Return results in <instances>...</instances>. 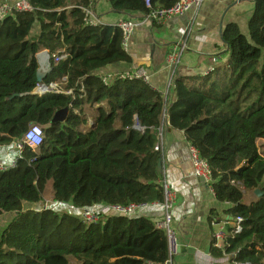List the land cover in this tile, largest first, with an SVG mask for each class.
Here are the masks:
<instances>
[{
  "label": "trees",
  "instance_id": "1",
  "mask_svg": "<svg viewBox=\"0 0 264 264\" xmlns=\"http://www.w3.org/2000/svg\"><path fill=\"white\" fill-rule=\"evenodd\" d=\"M176 1L150 0L148 9L143 0H106L116 14L142 17ZM28 2L30 13L0 22V147L22 140L31 125L41 127L43 141L25 146L17 167L0 173V217H11L0 227V264L165 263L166 236L150 220L106 215L86 224L78 216L81 209L162 202V153L154 148L165 122L207 163L214 198L229 206L223 214L242 219L229 246L211 255L264 264V0H253L248 38L234 24L222 31L224 51L212 73L174 76L165 96L140 80L102 83L99 70L130 57L116 26L85 24L90 0ZM59 51L64 58L50 61L41 83L64 79L70 94L33 96L36 56ZM62 109L64 122L51 123ZM135 120L142 133L132 129ZM49 184L50 203L77 214L24 208L42 204ZM257 189L262 197L248 202ZM209 220L219 217L211 212Z\"/></svg>",
  "mask_w": 264,
  "mask_h": 264
},
{
  "label": "crops",
  "instance_id": "2",
  "mask_svg": "<svg viewBox=\"0 0 264 264\" xmlns=\"http://www.w3.org/2000/svg\"><path fill=\"white\" fill-rule=\"evenodd\" d=\"M7 1L13 0H0V4ZM253 7V0H203L199 8L191 9L181 17L159 25H139L128 41L126 54L130 63H116L97 74L114 75L142 68L148 75L149 86L165 96L170 92L174 76L200 78L205 76L209 67L218 66L219 55L224 51L222 31L227 25L234 24L245 36ZM91 14L96 26H116L120 20L142 17L116 14L106 0H95ZM175 46H181L183 50L177 66L169 68L166 56ZM36 59L39 68L48 69L38 57ZM91 121L88 119L89 126L93 124ZM15 153L14 145L0 147V162H10ZM161 153L162 179L175 193L172 228L180 245L171 264H223L222 257L214 258L210 253L214 247L209 216L213 212L219 217L216 221L226 220L230 224L231 219L223 214L229 206L217 202L209 185H203L193 175L189 145L183 133L171 129L166 122L161 130ZM253 196H248L247 201L252 202ZM162 215L161 204L154 203L139 209L132 217L146 218L156 224Z\"/></svg>",
  "mask_w": 264,
  "mask_h": 264
},
{
  "label": "built area",
  "instance_id": "3",
  "mask_svg": "<svg viewBox=\"0 0 264 264\" xmlns=\"http://www.w3.org/2000/svg\"><path fill=\"white\" fill-rule=\"evenodd\" d=\"M145 6L148 9H151L150 0H143ZM95 0H90V8L83 9L82 12L85 17V24L89 26H96L95 22H93L91 8ZM203 0H177L171 7L165 9H156L151 10L147 15L141 17L140 19H131L126 18L118 21L116 27L121 32V49L126 53L128 48V41L131 37L134 29L139 25L144 24H161L163 22L169 21L176 17H181L189 12L191 9L199 8L202 4ZM32 8L28 2V0H15L13 3L4 2L0 5V22L3 21L6 17L12 15L13 13H30ZM181 46H175L170 49L166 56V64L169 68H174L179 63V58L182 52ZM36 57L39 58L40 63L45 65L47 68L49 67V63L52 60L53 63H58L64 55L62 52H57L51 57L46 52L39 53ZM215 63L216 61L213 60ZM214 67H209L205 73V75L212 73ZM119 80H140L145 84L149 85V79L146 71L142 68L134 69L129 72L114 74V75H103L101 76V81L104 85H107L108 82L113 79ZM64 82V79L63 81ZM62 82L59 83H50L48 85L39 83L36 85L34 90L32 91L33 96L41 97L48 93H54L57 95H69L70 91H64L61 87ZM132 129L142 133L144 128L140 127V125L134 121ZM161 130H157V139L158 142L154 148L155 151H161ZM43 141V131L38 125H31L27 131L24 133L22 140L16 142L14 144V148L16 150L14 158L8 163L0 162V173L7 172L10 170H14L17 167L18 160L22 157V152L24 147H28L31 149H37ZM189 156L192 165L193 175L197 178H201L204 182L209 185L211 182V174L207 163L201 159L197 153V151L189 147ZM162 186V202L160 203L163 209V215L160 221H158L155 225L156 228L163 231L166 236L167 242V260L163 264H171L173 258L178 254L179 250V241L178 238L172 228V209L175 204V193L171 189L170 185L166 182L161 183ZM147 205H137V204H129V205H107L102 206L97 209H81L78 212L79 219L86 224H95L98 222L101 216L106 215H117V216H125L130 217L139 209H142ZM73 210L72 207H69ZM241 218H236L229 224L228 221H210V227L213 229L212 239H213V247L217 250L223 252L225 248L229 246V239L233 238L235 235L241 232ZM223 264H230L229 256L223 255ZM231 264H247V263H239L232 262Z\"/></svg>",
  "mask_w": 264,
  "mask_h": 264
},
{
  "label": "rangeland",
  "instance_id": "4",
  "mask_svg": "<svg viewBox=\"0 0 264 264\" xmlns=\"http://www.w3.org/2000/svg\"><path fill=\"white\" fill-rule=\"evenodd\" d=\"M14 1L15 0H13L12 2L7 1V3H13ZM245 37L248 38V32L245 35ZM86 113H87V118L90 119V120H92V118L89 115L88 110H86ZM91 122L93 123V121H91ZM259 149H260V152L264 154V140H262V141L259 142ZM51 191H52L51 184H49L47 186L46 190H45V193H44V201H43L42 204L37 205V206H33V207L32 206L25 205L24 208H31V209H35V210H41L42 207H43L44 209L50 208V209H54L55 211H65V212H69V213H71L73 215L74 214H77V213H74L72 211L70 212L69 211V208L67 209V207L64 206V205H54L53 203H50L49 197H50ZM10 219H11V217L9 215H4V216L0 217V227H1V229L3 227H5V225L7 223H9L11 221ZM70 264H74V263L72 262Z\"/></svg>",
  "mask_w": 264,
  "mask_h": 264
},
{
  "label": "water",
  "instance_id": "5",
  "mask_svg": "<svg viewBox=\"0 0 264 264\" xmlns=\"http://www.w3.org/2000/svg\"><path fill=\"white\" fill-rule=\"evenodd\" d=\"M48 73H49V69H41V68H39V69L37 70V72H36V81H37V83H38V84L41 83V82L43 81V79L45 78V76H46ZM14 97H17V96L14 95V96L11 97V99L14 98ZM67 114H68V110H67V109H62V110H59V111L55 112L54 115H53V118H52V120H51V123H62V122H64V120H65ZM15 152H16V150H15ZM157 172H158L159 174L162 173V162H161V160H158V161H157ZM198 180H199L200 183H202L203 185H207V184L204 182L203 179L198 178ZM253 195H254L257 199L260 198V197H262V193H261L260 190H258V189L255 190V191H253ZM180 249H181V247H180Z\"/></svg>",
  "mask_w": 264,
  "mask_h": 264
}]
</instances>
